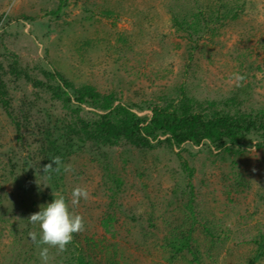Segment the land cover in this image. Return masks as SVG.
Here are the masks:
<instances>
[{"label":"rangeland","instance_id":"1","mask_svg":"<svg viewBox=\"0 0 264 264\" xmlns=\"http://www.w3.org/2000/svg\"><path fill=\"white\" fill-rule=\"evenodd\" d=\"M218 1L242 3V11L214 35L204 34L190 52L185 35L171 24L169 9H193L194 0L178 5L176 0H0V75L14 113L27 106L30 113V125L21 130L22 146L0 104V195L14 217L22 200L34 202L36 213L49 204L37 188L70 200L79 185L90 192V199L73 209L85 221L81 235L101 240L103 252L113 251V245L122 264H187L181 258L167 261L164 237L175 228H192L191 245L201 264H264L259 241L264 233V145L257 146L263 138L249 135L237 153L207 143H163L152 149L120 143L83 150L64 163L73 171L61 172L58 188L52 186L55 180L39 174L32 180L21 170V158L40 144L35 123L46 121L53 128L66 114L24 74L46 83L44 72H58L75 87L89 85L101 94L114 92L117 102L143 106L160 103L163 93L175 97L182 86L201 107L215 103L222 108L234 90L249 85L240 108H263L264 0ZM10 66L23 75H12ZM134 111L150 114L146 108ZM79 115L93 116L88 107ZM113 178L122 182L114 197ZM106 214L114 218L108 233L100 225ZM8 230L0 233V264L9 252ZM50 257L49 264H61L56 252L50 251Z\"/></svg>","mask_w":264,"mask_h":264},{"label":"trees","instance_id":"2","mask_svg":"<svg viewBox=\"0 0 264 264\" xmlns=\"http://www.w3.org/2000/svg\"><path fill=\"white\" fill-rule=\"evenodd\" d=\"M178 1L176 0L175 5H178ZM193 3V9L179 6L175 9L174 5L169 9L171 24L177 32L185 35L190 52L196 49L198 40L204 34L212 36L228 19L234 20L243 6L242 3L228 5L218 0H205V2L194 0ZM8 69L16 77L22 74L14 66ZM0 70H2L1 66ZM44 75L50 82L43 83L28 77L27 74L23 76L36 89L49 92L52 99L60 102L66 114L62 117L60 125L55 122L53 128L46 121L43 124L35 123L36 137L40 144L36 150L27 151V155L21 158L22 173L31 179L35 174L44 175L42 171L44 166L55 156H60L64 164L77 152L98 151L120 143L138 149H152L163 143L170 147H179L185 143L193 146L207 143L215 150L237 153L249 135L264 139V107L250 111H243L240 108L243 102L248 100L249 85L234 90L222 102V108L215 103H209L205 108L201 107L194 98L185 93L182 86L178 88L175 97L163 93L158 98L160 103L143 106L117 102L114 92L101 94L89 85L75 87L58 72H44ZM53 80L55 84L51 83ZM7 95L0 75V104L14 124L18 143L24 146L21 130L30 125L29 109L25 104L24 106L27 107L19 109L18 115L15 114ZM83 107L90 108L93 116L90 118L80 116ZM144 108L149 110V115H138L134 111V109L141 111ZM57 131H61L59 136L55 134ZM261 145L264 143L257 146ZM61 172L50 174V181L55 180L52 185L55 188L59 187L58 184H62ZM112 183L114 186L110 192L114 197L122 187V182L119 178H113ZM37 189L43 199L48 203L53 202L54 197L49 192ZM191 194L190 191L186 196L187 205L191 201ZM21 204L18 208L19 215L14 219L11 212L13 209L10 210L11 207L5 204L0 195V233L4 229H9L11 237L9 252L7 256L2 257V264L39 263L36 258V250L39 248L29 238L30 232H36L37 239L40 238L39 226L28 222L30 215L36 213L32 208L35 203L27 204L22 200ZM26 206L30 215L25 211ZM113 220L110 214H106L101 219L100 225L105 233L110 231ZM20 223L24 224L22 228L19 226ZM205 230L207 231V228ZM191 234L192 228L186 231L175 228L167 233L164 237V247L170 254L167 259L169 263L181 258L187 264H201L198 251L191 245ZM83 237L81 234L74 235L67 251L58 255L61 264H105V262L122 264L123 257H120L118 249L113 245V251L106 250L104 254L102 249L106 246L101 240ZM259 238L264 245V233H260ZM50 251L56 252V249ZM98 254H102L99 259H104V263L96 259L95 256ZM255 259L256 257L253 261Z\"/></svg>","mask_w":264,"mask_h":264},{"label":"clouds","instance_id":"3","mask_svg":"<svg viewBox=\"0 0 264 264\" xmlns=\"http://www.w3.org/2000/svg\"><path fill=\"white\" fill-rule=\"evenodd\" d=\"M240 79L242 80L243 77ZM62 169L65 173L73 171L71 165H64L62 158L55 156L49 164L44 166L42 170L44 175L39 176L47 180L50 179L51 173H60ZM89 199V190L77 185L70 193V200L59 195L54 197L53 202L41 207L39 212L30 215L28 222L38 225L40 229L39 239H37L36 232H30L29 238L40 249L41 264H49L50 249H56V255L64 253L67 251L68 245L72 243L74 235L81 234L86 230L83 216L73 209L79 207L81 200L87 202Z\"/></svg>","mask_w":264,"mask_h":264}]
</instances>
